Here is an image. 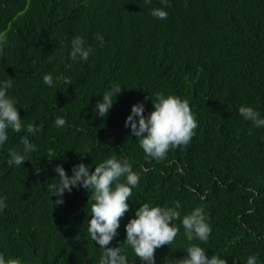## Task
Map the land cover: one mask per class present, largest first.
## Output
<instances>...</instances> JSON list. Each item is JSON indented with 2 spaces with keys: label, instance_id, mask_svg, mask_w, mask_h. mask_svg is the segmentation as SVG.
Here are the masks:
<instances>
[{
  "label": "trees",
  "instance_id": "16d2710c",
  "mask_svg": "<svg viewBox=\"0 0 264 264\" xmlns=\"http://www.w3.org/2000/svg\"><path fill=\"white\" fill-rule=\"evenodd\" d=\"M168 2V17L160 20L151 15L164 7L160 0H0V33L8 40L0 82L13 80L8 95L24 125L41 129L29 136L37 151L20 167L8 165V151H22L20 139L28 134L9 129L0 146V198L7 204L0 211V254L6 259L99 264L103 250L87 233L91 191H65L64 203L53 208L50 185L58 164L71 176L79 163L94 171L115 156L140 176L109 245H121L128 264H141L123 244L135 211L144 203L174 207L177 201L181 219L173 223L180 232L156 250V264H176L191 244L227 264H246L251 255L264 264V127L239 114L247 106L264 118V0ZM77 36L92 49L87 61L70 59ZM45 74L53 87L43 83ZM114 85L122 92L102 118L95 105ZM159 92L186 99L198 122L191 142L160 162L146 158L125 127L132 106L143 103L147 116ZM57 117L66 126H55ZM197 207L212 228L207 243L184 235L182 218Z\"/></svg>",
  "mask_w": 264,
  "mask_h": 264
},
{
  "label": "clouds",
  "instance_id": "9594fccd",
  "mask_svg": "<svg viewBox=\"0 0 264 264\" xmlns=\"http://www.w3.org/2000/svg\"><path fill=\"white\" fill-rule=\"evenodd\" d=\"M150 4L151 0H144ZM163 8H154L151 15L165 20L168 12L165 10L171 7L168 0H160ZM97 39L103 44V37L99 34ZM83 38L77 36L71 42L70 59L73 62L87 61L92 49L84 46ZM8 44L6 33H0V53ZM43 83L49 87L54 86L51 74L43 76ZM67 85L72 84L65 80ZM13 87V80L8 79L0 82V146L8 141V131L14 133L26 132L20 143L22 151L16 148L9 149V166L20 167L28 161L30 153L37 151V146L30 142L29 136L35 135L41 129L29 123L24 125L16 100L8 95V90ZM122 92L119 85H114L109 91L102 95V100L97 101L95 113L100 117H106L118 94ZM115 97V99H114ZM152 100V99H151ZM153 111L147 116L144 115L143 103L132 106L131 113L125 120V127H130L131 135L139 140V146L145 153L146 158L158 162L167 158L170 150L186 147L196 135L198 122L186 99L175 95H167L163 92L156 93L155 101L152 100ZM239 114L250 121L254 127H264V118L252 107L241 106ZM138 117V121L137 118ZM63 117H57L55 126H66ZM88 154V153H85ZM85 154L80 155L83 157ZM89 155V154H88ZM57 174L55 182L50 185L53 208L64 203L65 191L71 193L73 188H84L91 191V219L88 221L87 233L91 240L98 244L103 250L99 258V264H128V258L123 254L121 247H109L110 242L119 235L121 219L130 211L129 201L133 195V189L139 185L140 176L134 172L131 163L127 160H118L115 156L104 160L95 166L94 171L84 163H79L72 168V175H67L62 165L54 168ZM40 169L36 170L38 174ZM7 207L6 197L0 198V211ZM180 203L174 202V207L150 206L148 203L140 205L135 211L134 218L125 225L126 238L123 244L129 246L135 257L141 264H156L155 252L163 246H170L180 232V228L173 222L180 220ZM182 227L188 241L199 240L207 243L212 228L202 207H197L190 214L183 216ZM186 257L178 259L176 264H227V260L219 255H206L204 248L197 244H191L185 250ZM257 256L251 255L247 258L246 264H256ZM0 264H22L19 258L6 259L0 254Z\"/></svg>",
  "mask_w": 264,
  "mask_h": 264
}]
</instances>
